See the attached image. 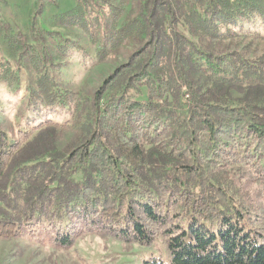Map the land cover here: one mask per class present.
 <instances>
[{"label":"trees","instance_id":"trees-1","mask_svg":"<svg viewBox=\"0 0 264 264\" xmlns=\"http://www.w3.org/2000/svg\"><path fill=\"white\" fill-rule=\"evenodd\" d=\"M53 21L94 46L67 37L60 59L124 61L74 90L33 23L28 103L67 116L0 126V240L99 233L152 250L143 264H264V0H76Z\"/></svg>","mask_w":264,"mask_h":264},{"label":"rangeland","instance_id":"rangeland-1","mask_svg":"<svg viewBox=\"0 0 264 264\" xmlns=\"http://www.w3.org/2000/svg\"><path fill=\"white\" fill-rule=\"evenodd\" d=\"M76 0H0V126L10 133L17 132V125L29 120L35 124L52 118L63 121L67 116L61 107L31 106L26 89L36 73L26 62L21 45L32 43L38 52L41 42H35V32L47 30L51 33L45 43L54 55L52 70L60 76V81L74 90L92 92L102 81L124 61L123 58L96 62L83 58L78 52L68 53L60 59L57 45L67 37L79 40L94 56V46L86 32L79 27L57 26L53 16L72 9ZM41 11V12H40ZM264 30V22L255 24ZM50 39H49V38ZM40 41V39H39ZM21 66V69L19 68ZM14 75H13V74ZM3 75L9 80L5 81ZM5 77V76H4ZM71 137L69 133L62 144ZM153 251H163L157 243ZM152 250L136 244L119 242L99 233L81 236L74 246L61 247L46 237L21 236L0 240V264H143Z\"/></svg>","mask_w":264,"mask_h":264}]
</instances>
